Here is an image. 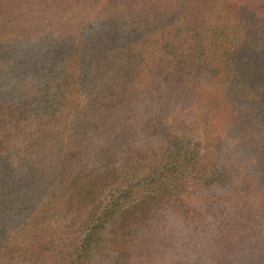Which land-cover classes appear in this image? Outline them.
<instances>
[{"label":"trees","instance_id":"1","mask_svg":"<svg viewBox=\"0 0 264 264\" xmlns=\"http://www.w3.org/2000/svg\"><path fill=\"white\" fill-rule=\"evenodd\" d=\"M39 2L30 21L22 19L27 15L13 21L17 17L11 9L0 10V264H133L134 259L143 258L135 241L150 216L182 200L184 193L183 198L199 199L207 187L213 190L221 185L227 163L219 167L216 161H202L200 143L186 134L166 136L157 145L148 144L143 152L135 151L138 129L127 127L125 120L107 135L108 140L115 136L116 145L106 147L101 144L106 134L100 133L104 120L127 117L122 116L119 103L126 96L138 99L133 95L136 84L147 104L156 91L154 83L179 94L189 89L191 103L211 106L208 115L224 109V127L236 138L227 147H232L231 152L246 147L264 163V0ZM49 3L53 7L47 10ZM5 11L10 13L6 18ZM64 17L76 24L75 33L68 34L74 53L70 60L60 57L48 64L50 59L44 62L42 57L55 58L53 48L59 46L60 33L51 29V23ZM37 23H47L48 31H37ZM105 36L113 47L98 62L97 68H102L97 81L102 90L96 93L92 122L83 132L95 135L97 141L84 138L82 148L61 145V153L50 160L46 172L40 167L39 152L33 151L45 146L52 136L50 118L68 101L69 78L74 80L75 75L67 69L90 64L96 50H101L98 40ZM137 44L141 51L136 50ZM19 55L25 60H19ZM80 55L84 56L80 59ZM239 102L247 104L243 110H236ZM2 123L13 128L7 131L10 138L17 137L10 141L17 142L13 147L1 138ZM14 151L22 156L17 158L18 167L26 168L19 169L22 173L15 172ZM31 152L34 156L29 162ZM249 184L245 182L246 187ZM25 187H29L26 192ZM37 196L43 205L60 201L68 223L61 231L33 232L14 247V239L6 234L16 226V214H29ZM205 202L212 212L230 209L234 218L247 221L259 210L254 212L255 205L249 202L240 208L238 201L230 199L211 201L208 196Z\"/></svg>","mask_w":264,"mask_h":264},{"label":"rangeland","instance_id":"2","mask_svg":"<svg viewBox=\"0 0 264 264\" xmlns=\"http://www.w3.org/2000/svg\"><path fill=\"white\" fill-rule=\"evenodd\" d=\"M39 4V0H0V10L11 9L15 17H17L13 21L18 20L21 15H27L22 19L30 21L33 13L37 12ZM98 6L99 4H96V7ZM46 7L48 10L53 6L49 3ZM4 13L8 14H4L5 18L10 15L7 11ZM68 19L64 17L59 22L52 21L51 29L55 30L56 34L60 31L58 35L59 46L58 48H53V52L56 54L53 56L57 59H52L50 55H44L42 57L44 62L50 59L49 64L58 61L60 57L66 60L71 59L70 53L72 52L73 55L75 48L74 46L71 48L72 41L68 34L70 32L75 33L73 31L77 28H74L76 24L73 25V21L69 22L70 19ZM24 23L26 22L24 21L21 24ZM46 27L47 23H37L35 29L37 31L43 29L44 31H48ZM109 39V36H105L100 40L96 39L100 42L98 45L101 46V50H96V53L93 54L94 58L90 59V64L80 67L73 65V68L68 67L67 69L76 78L74 80L71 77L69 78L70 93L67 95L68 101L64 102V106L56 109L50 118L49 126L52 136L47 138L45 146L42 149L37 150L35 148L33 151L39 152L36 155L40 161V167L42 166L43 168L44 166L46 172L50 170V160L61 153L59 150L61 145H66V148L71 146L73 148H82L83 142L81 140L84 138L90 137L88 141L92 143L97 141L93 139L95 135L89 134L84 136L83 132L86 129L84 127L92 122V115L90 113H92V107L96 104L94 101V98L97 97L96 93L102 90L97 81V75L102 67L97 68V65L98 62L103 61L110 54L108 47H113V43ZM93 42L97 43L96 41ZM136 50L141 51L142 46L137 44ZM4 56L13 57V55ZM83 56L80 55V59ZM18 57L21 58L19 60H25L22 55ZM10 59L12 60V58ZM18 67L20 68L21 66L19 65ZM0 71H2L1 68ZM5 73L10 74L11 71L9 70ZM152 86V89L156 91L150 103H143L140 98L141 95L139 96L138 94V92L141 93V86H137L136 84V90L133 95L138 96V99L133 100L130 99L131 97L126 96L123 102L119 103L122 116L125 114L127 117H120L118 119L114 117L115 119L104 120L106 124L100 133L106 135L101 140V144L106 147H110L111 143H115L116 145L117 139H113L115 136L108 140L109 137L107 135L109 131L120 123H125L124 120L128 121L127 127L138 129L135 135V151L143 152V148H146L148 144L157 145L166 136H182L186 134V136H190L193 140L200 143L199 148L203 158L202 161H216L218 166H221L224 162L227 163L224 171L227 179H224L225 175L223 172L221 173L224 175L222 178L223 182L221 181L220 183L221 185H215L213 190L207 187L205 189L206 194L201 192V198L198 199L195 196H191L188 199L183 198L185 196L184 193L182 198H180L182 200L176 204L167 206L159 215L153 216L152 214L149 223H146L138 231L139 235L137 234V236L139 237L135 241L136 251L141 253L143 258L134 259L133 264H233L234 262L235 264H264V209L261 208L264 204V163L262 162V158L259 159L252 155L253 153L249 150H244L246 147L242 148L241 146L238 152H231L232 147L227 148L228 145L236 143V138L233 139L234 134L231 135V131H227L224 127L222 118L224 109L220 108L218 112L212 110L209 113L210 116L207 114L211 110L210 105L198 104L196 102L191 103L192 96L189 89L186 93L179 94L174 92V90H166V87L156 83L152 84ZM243 105L241 102L236 104V110L237 107L243 110ZM194 112L195 117L192 116ZM199 115L201 117L196 120ZM93 120L96 121L97 118L95 119L94 117ZM9 123L7 125L5 123L1 124L5 127V133L3 131L4 134L1 138L6 141L7 145L13 147L17 142L12 143L10 141L14 142V140H17V137L10 138V136H7L8 127H10ZM246 139L248 140V138ZM23 140L25 139L23 138ZM19 142L23 145L21 141ZM27 151H30V149ZM33 152L27 155L29 162L30 156H34ZM13 153L15 159L14 167H16L15 172L22 173L19 169L26 168L24 166L18 167L17 160L18 157L22 156H17L15 151ZM10 155L13 154L7 153V156ZM241 158H246V160H242ZM43 161H46L47 164H43ZM25 178L28 180V185L30 182V172L25 174ZM243 180L250 183L248 187L245 185L246 181ZM224 183L227 185H224ZM28 188L25 187L24 191L26 192ZM195 191L196 188L193 193ZM27 193L30 198V191H27ZM208 196L211 201H222L225 199L238 201L240 208L243 207L241 205L243 203H254L253 211L255 212L259 209L258 214L247 221L246 217L245 219L240 217L234 218L235 214L230 209L221 211V213H218L216 210L212 212V209L209 210L205 202ZM43 203L42 197L37 196L31 210L29 207V214L26 217V212L18 213L14 217H18V219H14L17 224L6 234L8 238L14 239V247L20 246L21 244L18 241H23L27 237L32 236L33 232H57L65 229L68 220L64 216L67 214H65V211H62L60 201L57 204L53 203L49 205H43ZM30 215L33 218H30ZM243 223H246L248 226H245ZM247 233L251 234L248 238H246ZM222 235L223 238H221ZM232 241L234 244H231ZM219 244H222V247L217 246ZM250 249L254 250V253L247 255L245 252ZM16 262L19 264V261Z\"/></svg>","mask_w":264,"mask_h":264}]
</instances>
